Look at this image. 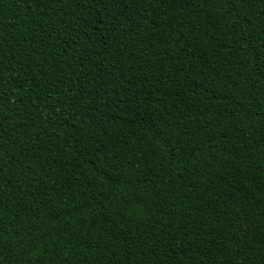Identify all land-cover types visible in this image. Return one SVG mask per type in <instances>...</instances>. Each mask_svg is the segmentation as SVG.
Returning a JSON list of instances; mask_svg holds the SVG:
<instances>
[{
    "label": "trees",
    "instance_id": "obj_1",
    "mask_svg": "<svg viewBox=\"0 0 264 264\" xmlns=\"http://www.w3.org/2000/svg\"><path fill=\"white\" fill-rule=\"evenodd\" d=\"M0 264H264V0H0Z\"/></svg>",
    "mask_w": 264,
    "mask_h": 264
}]
</instances>
